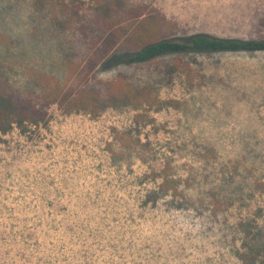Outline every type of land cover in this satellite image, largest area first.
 I'll return each mask as SVG.
<instances>
[{
	"label": "rangeland",
	"instance_id": "rangeland-1",
	"mask_svg": "<svg viewBox=\"0 0 264 264\" xmlns=\"http://www.w3.org/2000/svg\"><path fill=\"white\" fill-rule=\"evenodd\" d=\"M71 1L0 0L7 84L86 86L98 106L53 104L1 136L0 264H245L241 225L264 230V52L81 69L99 26L140 10L163 16L160 38H264V0ZM163 168L176 191L160 190Z\"/></svg>",
	"mask_w": 264,
	"mask_h": 264
},
{
	"label": "trees",
	"instance_id": "trees-1",
	"mask_svg": "<svg viewBox=\"0 0 264 264\" xmlns=\"http://www.w3.org/2000/svg\"><path fill=\"white\" fill-rule=\"evenodd\" d=\"M92 1L101 4L103 0ZM71 3L75 1L72 0ZM142 15L144 16L140 18ZM162 19L163 16L158 12L145 15L144 11L140 10L126 23L114 19L106 22L104 26H99L103 39L95 49L98 52L94 51L89 55L81 70L88 73L98 64L108 69L118 64L145 63L164 55L189 52H264V38L240 40L207 34L177 39L160 38L158 33ZM95 27L98 28L97 25ZM120 47L125 49H119ZM91 91L94 90L86 86H81L76 91H62L56 86L40 95L23 94L7 84L0 75V138L13 128L24 134L30 126L45 124L48 120V109L53 104H57L65 113L90 111L95 116L98 107L97 96ZM125 97L132 101L133 97L128 93H124ZM169 170L170 168H163L153 176L160 179L161 191H169L172 188L176 191L177 182ZM214 203L217 205L219 202L216 200ZM213 212L217 214V211ZM241 226L245 228L242 233L244 232L247 241L242 244L240 260L245 264H264V230L256 229L253 232L248 222Z\"/></svg>",
	"mask_w": 264,
	"mask_h": 264
}]
</instances>
